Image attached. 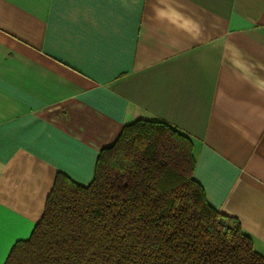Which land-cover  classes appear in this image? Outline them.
<instances>
[{"label": "crops", "instance_id": "obj_1", "mask_svg": "<svg viewBox=\"0 0 264 264\" xmlns=\"http://www.w3.org/2000/svg\"><path fill=\"white\" fill-rule=\"evenodd\" d=\"M188 135L207 202L264 255V0H0V264L57 173L123 126Z\"/></svg>", "mask_w": 264, "mask_h": 264}, {"label": "trees", "instance_id": "obj_2", "mask_svg": "<svg viewBox=\"0 0 264 264\" xmlns=\"http://www.w3.org/2000/svg\"><path fill=\"white\" fill-rule=\"evenodd\" d=\"M188 135L123 126L87 185L57 173L30 235L3 264H264L239 221L209 205Z\"/></svg>", "mask_w": 264, "mask_h": 264}]
</instances>
